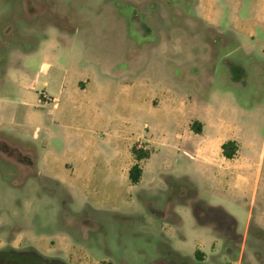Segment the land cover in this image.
<instances>
[{
	"label": "rangeland",
	"instance_id": "obj_1",
	"mask_svg": "<svg viewBox=\"0 0 264 264\" xmlns=\"http://www.w3.org/2000/svg\"><path fill=\"white\" fill-rule=\"evenodd\" d=\"M240 1L239 15L254 17L260 0ZM200 2L0 0V76L24 65L32 77L44 61L69 82L93 80L88 109L69 107L65 123L111 134L92 149L64 128L35 137L18 106L24 127H0V249L33 247L65 264H264V157L255 193L229 191L161 147H190L198 122L210 134L231 126L244 158L264 150L262 45L232 29L239 2H219L218 28ZM38 74L34 90L13 86L9 98L51 100ZM128 138L151 150L135 185Z\"/></svg>",
	"mask_w": 264,
	"mask_h": 264
},
{
	"label": "crops",
	"instance_id": "obj_2",
	"mask_svg": "<svg viewBox=\"0 0 264 264\" xmlns=\"http://www.w3.org/2000/svg\"><path fill=\"white\" fill-rule=\"evenodd\" d=\"M220 1L222 0H201L202 3L200 2V9L208 5V17L203 19L208 24L217 28L221 26V22L218 18L220 14L218 9L222 7L219 3ZM223 1L227 3L229 0ZM236 2H239L236 5L238 12H234L233 14L234 21L231 24L232 29L235 32L244 34V39L252 46L261 44L262 51H264V0H260V6H256L258 11L255 12L254 17L249 19L242 18L241 15H239L242 3L240 0H236ZM52 68L53 65L51 62L45 63L43 61L38 71V73L43 74L45 77L46 81H44V84L54 86L52 89L54 91V97L49 101L44 98L30 100L25 94V96L21 97L18 101L17 98H9L7 95L9 94L8 90L13 86L23 90H34L35 83L39 81V74L36 73L32 77L29 76L24 65L12 68L10 71H7L6 74L0 76V127L3 125L12 129L24 127L25 124H22L15 114L17 108H19L18 106H20L22 107L21 110L26 113L25 116L28 121H34L33 136L35 137H39L41 133L50 135L53 129H58L60 131L64 128L66 136L70 134L72 138L75 139L76 137V140H80L78 148H103L105 145H109L111 142V134L108 131L98 129V124L97 126L94 125V127L89 126V128L85 130V128H79L80 126L70 128V125L65 123L66 112L69 107L73 110L76 108L78 113L82 110L80 114H83L85 108L88 109L89 103L85 100V97L93 86V80L89 78L81 79L79 77L69 82L66 74L67 71L62 68H55L56 72L50 74ZM29 108H33L34 112L29 110ZM8 111L12 114L10 119L5 117ZM98 119V116L94 115L93 121H98ZM200 122L203 124L202 120H200ZM207 131L210 130H208L206 125L203 124L202 127L200 126V132L197 133V138L195 139L192 137L194 141L188 148L185 146H182V148H172L174 144L177 145L175 142L169 144V148H164L166 146L163 144L161 147L167 153L174 152L178 154L179 158L184 156L189 161L190 165L202 170L205 174L208 173V181L210 184L230 185L229 191L234 190L231 188L233 184L250 185L254 187L255 193L256 185L260 177L259 173L261 162L264 157V150L261 149L257 159L250 160L242 156V148H239V140L233 136L231 126L227 124L218 126L215 128L213 134ZM104 135L106 136L104 137ZM217 137L223 138L217 140L215 139ZM145 140L152 144L150 139L146 138ZM227 141H233L237 147L236 154L232 158H226L222 154L221 145ZM125 143H128L129 148L132 150L133 145L131 146L132 142H130V138H128V141H125L123 145ZM115 153L118 155L119 148L115 149ZM85 161V158H83L81 161L83 163H79L77 166L84 165ZM71 168L74 167L70 166L69 169ZM58 180L60 182L62 181L60 179ZM226 189L228 190V188ZM206 239L213 242V238L211 237Z\"/></svg>",
	"mask_w": 264,
	"mask_h": 264
},
{
	"label": "trees",
	"instance_id": "obj_3",
	"mask_svg": "<svg viewBox=\"0 0 264 264\" xmlns=\"http://www.w3.org/2000/svg\"><path fill=\"white\" fill-rule=\"evenodd\" d=\"M191 130L195 133L200 132V125L198 122H193ZM222 154L226 158H232L236 154V146L233 141H227L221 145ZM132 153L136 163H134L128 170V178L131 184H137L142 176V168L138 164L139 161L149 158L151 150L143 149L134 144L132 146ZM0 264H65L62 260L46 256L40 253L33 247H25L23 249H15L7 247L0 249Z\"/></svg>",
	"mask_w": 264,
	"mask_h": 264
}]
</instances>
